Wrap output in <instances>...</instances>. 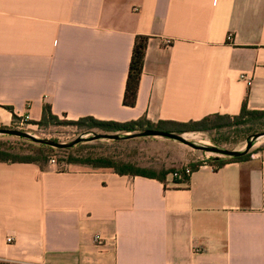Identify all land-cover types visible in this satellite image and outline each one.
<instances>
[{"label": "crops", "instance_id": "0c3cea01", "mask_svg": "<svg viewBox=\"0 0 264 264\" xmlns=\"http://www.w3.org/2000/svg\"><path fill=\"white\" fill-rule=\"evenodd\" d=\"M136 36L148 41L127 107ZM243 103L264 111V0H0V125L45 105L187 123ZM0 264H264V151L182 183L0 162Z\"/></svg>", "mask_w": 264, "mask_h": 264}, {"label": "rangeland", "instance_id": "374dc122", "mask_svg": "<svg viewBox=\"0 0 264 264\" xmlns=\"http://www.w3.org/2000/svg\"><path fill=\"white\" fill-rule=\"evenodd\" d=\"M16 117V116H15ZM77 121V120H76ZM64 116H57V119L49 124L39 120H30L27 116L12 118L7 125H0V130H14L29 134L39 140H52L57 143L67 144L76 139H83L78 143L71 153L75 155L94 153L98 155H115L123 160L140 168L160 173L166 170H179L191 164L206 162L209 158H216V155L194 150L178 141L162 137H139L127 140H97L90 141L96 134H117L125 137L126 133H104L98 129H91L87 124H79ZM264 131V126L257 128L250 123L231 120L220 129H212L206 132H185L184 138L197 145L205 147H216L228 151H243L247 141L252 142L250 155L256 151H264V136L255 138L256 134ZM142 132V131H141ZM138 133V132H135ZM39 144L31 140L0 134V150L11 156H34L33 148ZM43 149L46 156L43 167L55 166L57 170H67L69 166L64 162L68 153L52 148ZM222 158V157H219ZM78 166V165H75ZM82 166V165H79ZM91 169L87 166H82ZM92 170V169H91Z\"/></svg>", "mask_w": 264, "mask_h": 264}, {"label": "trees", "instance_id": "16d2710c", "mask_svg": "<svg viewBox=\"0 0 264 264\" xmlns=\"http://www.w3.org/2000/svg\"><path fill=\"white\" fill-rule=\"evenodd\" d=\"M148 38L145 36H136L134 39L131 58L128 66L127 78L125 82V90L123 96V105L127 107H133L136 100L137 89L139 80L141 77L143 62L145 57V49ZM16 117L14 116L13 119ZM57 119V116L53 115L48 105H45L42 110L41 122L49 124ZM231 120H234L241 124L250 123L257 128L264 126V111H251L246 108V104L243 103L240 113L237 116H225V115H211L204 117L199 121H190L187 123H176L168 121H159L152 123L145 118H141L137 121H131L127 123H116L98 121L91 117L82 118L76 121V123L87 124L91 129H98L104 133H126L133 134L135 132H141L145 130H155L169 133L182 134L185 132H206L212 129H220L227 125ZM76 146V145H75ZM66 149H58V151L67 152L68 157L65 160V165H82L90 167L93 170H110L118 176L129 177H143L148 179H155L158 181H164L165 177L173 172V170L161 171L155 173L152 170L140 168L134 164H131L122 158L115 155H98L94 153H86L75 155L71 153L74 147ZM47 147V146H46ZM44 145H39L37 148H33L34 156H11L7 152L0 150V162L1 163H28L35 164L40 168L45 163L46 156L44 154ZM48 150L52 148L47 147ZM250 158V153H247L241 157L234 158H209L206 162H200L189 165L194 172L200 166L205 163L206 165H212L216 168H220L229 162H244Z\"/></svg>", "mask_w": 264, "mask_h": 264}, {"label": "water", "instance_id": "95a60500", "mask_svg": "<svg viewBox=\"0 0 264 264\" xmlns=\"http://www.w3.org/2000/svg\"><path fill=\"white\" fill-rule=\"evenodd\" d=\"M0 134L3 135H11V136H17V137H22L31 140L35 144L39 145H44L50 148H55V149H66V148H71L78 143H80L83 139L79 138L76 140H73L70 143L67 144H62V143H57L52 140H39L29 134L19 132V131H14V130H0ZM264 136V131L256 134L255 138H259ZM139 137H162V138H167V139H172L175 141H178L186 146H189L190 148L194 150H198L204 153H211L216 155L217 158L222 157H228V158H234V157H241L245 154H247L252 147V142L247 141L245 149L243 151H228L224 149H219L216 147H205V146H197L189 141H187L183 134H176V133H169V132H162V131H155V130H145L142 132L138 133H133V134H127L125 137H121L117 134H96L90 138V141H97V140H127V139H134V138H139Z\"/></svg>", "mask_w": 264, "mask_h": 264}, {"label": "built area", "instance_id": "2783aa9c", "mask_svg": "<svg viewBox=\"0 0 264 264\" xmlns=\"http://www.w3.org/2000/svg\"><path fill=\"white\" fill-rule=\"evenodd\" d=\"M227 40L230 41L231 40V37L229 36L227 38ZM165 43L167 45L170 44L169 41H166ZM240 79L243 80V81H245V82H247V84H250V82H251V79L249 77H247L246 75H241L240 76ZM205 165L206 164L203 163L202 166H205ZM192 173H193V171L191 170V168L189 166H185V167H183V168H181L179 170H176V171H173V172L169 173V176L171 177V179L173 181L182 183V182H186L190 178V176L192 175ZM94 240L97 243V245L101 244V241L102 240H101V238L99 236H96L94 238ZM7 241L10 242L11 240L8 239Z\"/></svg>", "mask_w": 264, "mask_h": 264}]
</instances>
